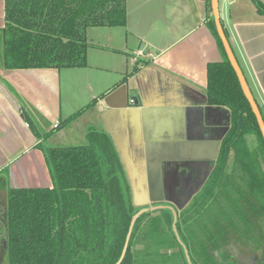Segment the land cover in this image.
I'll return each instance as SVG.
<instances>
[{
	"label": "trees",
	"instance_id": "16d2710c",
	"mask_svg": "<svg viewBox=\"0 0 264 264\" xmlns=\"http://www.w3.org/2000/svg\"><path fill=\"white\" fill-rule=\"evenodd\" d=\"M251 1L264 15V4ZM205 4L210 14L207 25L222 54L220 61L206 65V102L230 113L228 131L206 184L208 195L195 196L184 210L170 205L146 207L134 222L120 264H218L215 252L219 257L226 253L221 247L229 229L235 227L237 240L244 244L242 230L264 214V140L218 37L210 0ZM126 20V0H4L1 65L5 69L84 67L87 28L124 26ZM24 118L33 128L29 117ZM35 135L52 185L6 188L4 264H115L131 218L143 207L133 204L112 137L89 127L84 142L63 146L45 142L50 131ZM248 136L256 139L255 145L248 144Z\"/></svg>",
	"mask_w": 264,
	"mask_h": 264
},
{
	"label": "crops",
	"instance_id": "0c3cea01",
	"mask_svg": "<svg viewBox=\"0 0 264 264\" xmlns=\"http://www.w3.org/2000/svg\"><path fill=\"white\" fill-rule=\"evenodd\" d=\"M205 2L126 0L124 26L87 28V65L73 72L5 69L0 59V183L6 188L51 187L35 131L42 134L39 121L60 122L63 84L79 88L69 98L73 109L68 116L94 100L63 125L75 128L71 138H84L89 127L107 131L128 179L139 172L134 177V187L142 186L139 193L161 194L177 187L165 181L175 172L191 169L194 162L212 163L230 113L206 102V65L220 61L222 54L207 25ZM218 12L263 112L264 15L251 0H218ZM3 17L0 0V28Z\"/></svg>",
	"mask_w": 264,
	"mask_h": 264
},
{
	"label": "flooded vegetation",
	"instance_id": "af4514ba",
	"mask_svg": "<svg viewBox=\"0 0 264 264\" xmlns=\"http://www.w3.org/2000/svg\"><path fill=\"white\" fill-rule=\"evenodd\" d=\"M216 159L217 157L212 163L194 162L190 164L191 169L175 172L173 174L175 178L172 176L165 181L172 186L177 185V187L165 189L161 194L152 195L156 198L147 201L148 205L145 206L149 209L154 206L170 205L177 210L181 208L184 210L191 205L195 196L199 194L207 196L206 184L216 164ZM234 228L229 229V236H227L221 247V252L225 251L226 253L222 257H219V252H215L218 264L219 262L221 264H264V214L257 220V223L243 229L242 232L245 231L243 234L239 230L241 236L244 237V244H241V241L237 240L239 234L237 235ZM5 252L6 245L4 239L0 244V257Z\"/></svg>",
	"mask_w": 264,
	"mask_h": 264
},
{
	"label": "rangeland",
	"instance_id": "374dc122",
	"mask_svg": "<svg viewBox=\"0 0 264 264\" xmlns=\"http://www.w3.org/2000/svg\"><path fill=\"white\" fill-rule=\"evenodd\" d=\"M99 27H93V30H100L98 29ZM92 29H88V30H92ZM89 37V36H88ZM1 43V41H0ZM62 72H73L72 70H79L77 68H63ZM80 72V71H79ZM80 76L83 77V73H80ZM79 90L78 87H68V85H62L61 87V116L58 117V121L63 122L64 120H66L69 116L68 114L72 111V106L69 103V98L72 96H75V94H77L76 92ZM261 112L262 118L264 120V110L263 112ZM38 125V124H37ZM40 128V132L41 133H45V132H49L50 131V135H52L51 137L47 138V140L45 141L48 145H76V144H80L82 142H84V138H71V135H69L70 131L75 129L73 127H69V125L67 126H63L61 125L60 127H57V123H54V121L52 120L51 122L49 120L45 121V122H41L39 121V125ZM77 128V127H76ZM82 136V135H81ZM74 139V140H73ZM247 141L248 144L251 143L253 145L254 141H256V139L253 136H248L247 137ZM42 152V151H41ZM43 154V153H42ZM44 159V156H43ZM45 162V159H44ZM46 164V163H45ZM141 164H139L140 166ZM138 166V167H139ZM142 167V165H141ZM45 168V165H44ZM48 172V169H47ZM138 174L134 175L132 178L130 176V178L128 179V173L127 174V179L128 181L131 183L132 185V201L133 204L135 206H142L143 208H146L145 205H148L147 201L151 200L152 198H156L152 195L154 194H147V195H143L140 192V188L142 186H138L137 188L134 187V182L136 183V181L138 182V180L135 181L136 178L139 176V172H137ZM49 174V172H48ZM130 175V174H129ZM50 179V176H49ZM51 180V179H50ZM144 191H146V188H142ZM5 194H6V187L4 185H2V183H0V244L2 243V240L5 239V224H4V209H5ZM180 199V198H179ZM150 209V208H149ZM141 245L138 244L136 246V248H140ZM5 263V254H3V256L0 257V264H4Z\"/></svg>",
	"mask_w": 264,
	"mask_h": 264
},
{
	"label": "water",
	"instance_id": "95a60500",
	"mask_svg": "<svg viewBox=\"0 0 264 264\" xmlns=\"http://www.w3.org/2000/svg\"><path fill=\"white\" fill-rule=\"evenodd\" d=\"M210 4H211V12H212V16H213V20H214V24H215V28H216L218 37L220 38V40L222 42L226 56H227L231 66L234 69V72L238 78L241 89H242V91H243V93H244V95H245V97H246V99H247V101L251 107L253 114L255 115V118H256V121L258 123L261 135H262L263 140H264V120L262 118L259 107H258V105H257V103H256V101L252 95V92L249 88V85L246 81V78L243 75V72H242V70H241V68H240V66H239V64H238V62L234 56L233 50L231 49V46H230V44H229V42L225 36V33L222 29V26L220 23V16H219V12H218V0H210ZM21 117H23L22 114H21ZM155 207L156 206L151 207L150 210H153ZM158 207H161V206H158ZM145 210H147V208H141L138 212H136L132 216L130 224H129L128 232L126 234L125 242H124V245L122 248L121 255L115 264H120V262L122 261L124 255H125L127 246H128V242H129V238H130V235L132 232L134 222L137 219L138 215L140 213H143ZM173 215H174L173 229L175 230V218H176L175 212L173 213ZM184 253H185L187 261L190 262L187 250L185 248H184Z\"/></svg>",
	"mask_w": 264,
	"mask_h": 264
},
{
	"label": "built area",
	"instance_id": "2783aa9c",
	"mask_svg": "<svg viewBox=\"0 0 264 264\" xmlns=\"http://www.w3.org/2000/svg\"><path fill=\"white\" fill-rule=\"evenodd\" d=\"M26 125H28V124L26 123Z\"/></svg>",
	"mask_w": 264,
	"mask_h": 264
}]
</instances>
